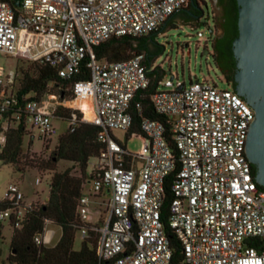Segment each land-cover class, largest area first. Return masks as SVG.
Masks as SVG:
<instances>
[{
  "label": "built area",
  "instance_id": "2783aa9c",
  "mask_svg": "<svg viewBox=\"0 0 264 264\" xmlns=\"http://www.w3.org/2000/svg\"><path fill=\"white\" fill-rule=\"evenodd\" d=\"M187 3L19 0L14 8L11 0L0 1L1 53L48 65L64 80L74 79L82 66L87 69L88 79L73 83L72 99L25 96L23 104L13 89L16 74L0 73V152L10 125L22 123L24 130L29 126L44 140L57 136L53 119L67 122L70 132L78 122L99 128L102 149L86 168L75 210L80 240L89 232L97 236V264H171L165 229L175 236L182 264H264V188L254 181L244 154L252 109L232 90L219 89L205 78L185 85L170 77L149 98L163 121L141 117L138 130L130 132L131 102L150 83L143 56L105 62L92 54L93 47L110 38H139L157 31ZM81 98L90 107V119L74 105ZM59 108L70 110L69 116H56ZM114 130L137 136L138 154L128 153L113 137ZM170 175L171 200L162 222ZM1 205L0 224L15 229L33 206L14 185L5 190ZM50 225L44 220L42 232L33 236L36 246L57 243L60 235L56 238Z\"/></svg>",
  "mask_w": 264,
  "mask_h": 264
},
{
  "label": "trees",
  "instance_id": "16d2710c",
  "mask_svg": "<svg viewBox=\"0 0 264 264\" xmlns=\"http://www.w3.org/2000/svg\"><path fill=\"white\" fill-rule=\"evenodd\" d=\"M197 1L188 0L187 6L192 7ZM233 2L235 3V1ZM174 15H171L157 31L147 36L110 38L92 49L93 57L97 61L118 62L128 60L134 55L141 54L143 56L142 65L150 83L146 89L137 92L131 102L130 110L134 117V125L130 132L138 130V122L141 117L163 121L161 116L153 112L149 101L150 96L155 92L158 83L163 78V71L158 65L153 69L151 67L161 51V47L155 42V36L161 29L172 26L171 21ZM236 19L237 13L231 28L224 27L222 33L216 35L215 40L218 42H210L212 63L222 75L225 84L231 89L233 74L231 42L237 36ZM182 21L188 24L192 20L187 17L182 18ZM20 74L21 78L15 89V95L22 104L25 102V96H28V99L40 100L45 94L52 93L51 91L54 89H57L62 99L70 100L72 99L73 83L77 80L88 79L87 69L83 66L80 74L74 79L64 80L59 78L56 71L48 65H40L34 62L29 63V67L26 70H21ZM135 104H138V107H135ZM70 112V110L59 108L56 111V116L67 118ZM82 112L87 119L91 118L90 112L85 110ZM74 113L81 117L78 112ZM166 129L168 128L166 127ZM98 132L99 128L96 126L78 122L72 132L66 130L57 137L49 158L40 163L41 168L52 173L48 184L47 201L43 205L34 204L25 214L18 229L10 228L12 234L9 243L8 264H97L95 257L97 236L95 233L89 232L88 238L81 240L77 250L73 249V241L77 227L80 225L75 210L77 200L82 192L81 185L84 181L87 161L96 157L102 149V144L97 140ZM24 134L25 130L22 123L8 129L6 145L0 152V160L3 163L14 164L20 153L21 139ZM167 139L170 149L174 152L175 149L171 139H169V132ZM58 161L72 163L77 167L78 175H72L71 169L55 172V164ZM250 167L253 173V166ZM171 179L170 175L165 185L164 203L160 211L162 222L166 215L167 205L171 200L169 190ZM3 207L1 205V208ZM44 220L51 221L61 229L60 237L53 247L36 246L32 241L35 234L42 232ZM1 228L0 224V230ZM165 234L172 248L171 264H182L181 249L177 245L175 236L168 229H165ZM0 264L2 263L0 262Z\"/></svg>",
  "mask_w": 264,
  "mask_h": 264
},
{
  "label": "rangeland",
  "instance_id": "374dc122",
  "mask_svg": "<svg viewBox=\"0 0 264 264\" xmlns=\"http://www.w3.org/2000/svg\"><path fill=\"white\" fill-rule=\"evenodd\" d=\"M171 22L172 26L161 29L155 36L156 44L161 47L155 63L163 71L162 79L173 77V80L187 85L189 81L205 78L219 89L232 90L225 84L222 75L212 63L211 43L207 32V26L210 25L209 21L200 18L187 24L180 18H174ZM28 67V62L19 61L0 52V73L4 75L8 72H14L16 74L13 89L18 86L21 78L20 71L26 70ZM51 92L52 95H58L57 89ZM84 118L87 119L85 116ZM52 123L57 130V136L44 140L37 136V132L31 131L29 126H26L25 134L21 139L20 153L14 164H6L0 160V202L3 200L4 192L9 185H14L22 193L26 204L43 205L47 201L48 184L52 173L41 168L40 163L49 158L57 137L64 133L68 127L67 122L58 119H53ZM2 125L0 123V126ZM13 127L10 125V128ZM112 135L128 153L135 155L140 151L141 141L137 136H128L120 130L112 131ZM92 162V158L88 159L87 168ZM65 169H71L72 175H78L77 167L68 161H58L55 164V172H62ZM35 179H39L38 184H35ZM88 190L89 186H86L84 191L87 192ZM1 226L0 262L8 264L7 258L10 254L9 243L12 231L6 223H1ZM48 228L56 233V238L60 235L58 227L50 225ZM80 242L79 235L75 234L74 250L79 248Z\"/></svg>",
  "mask_w": 264,
  "mask_h": 264
},
{
  "label": "water",
  "instance_id": "95a60500",
  "mask_svg": "<svg viewBox=\"0 0 264 264\" xmlns=\"http://www.w3.org/2000/svg\"><path fill=\"white\" fill-rule=\"evenodd\" d=\"M233 1L237 6V36L231 42L232 89L253 111L244 154L253 166L254 181L264 188V0ZM11 3L19 7V0Z\"/></svg>",
  "mask_w": 264,
  "mask_h": 264
},
{
  "label": "flooded vegetation",
  "instance_id": "af4514ba",
  "mask_svg": "<svg viewBox=\"0 0 264 264\" xmlns=\"http://www.w3.org/2000/svg\"><path fill=\"white\" fill-rule=\"evenodd\" d=\"M236 4L232 0H198L195 5L188 7L187 5L177 11L174 18H187L197 21L204 18L209 21L207 26L208 38L210 42L217 43L215 40L217 34L222 33V28H231V24L237 13ZM243 100V99H242Z\"/></svg>",
  "mask_w": 264,
  "mask_h": 264
},
{
  "label": "bare ground",
  "instance_id": "6f19581e",
  "mask_svg": "<svg viewBox=\"0 0 264 264\" xmlns=\"http://www.w3.org/2000/svg\"><path fill=\"white\" fill-rule=\"evenodd\" d=\"M74 105H75L76 107L80 108L81 110H85V111H88V112L91 113V111H90V107H89L87 101L84 100V99H78V100H76V101L74 102Z\"/></svg>",
  "mask_w": 264,
  "mask_h": 264
}]
</instances>
